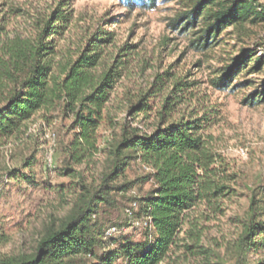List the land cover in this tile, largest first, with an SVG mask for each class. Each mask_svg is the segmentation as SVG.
I'll return each instance as SVG.
<instances>
[{
	"label": "trees",
	"instance_id": "1",
	"mask_svg": "<svg viewBox=\"0 0 264 264\" xmlns=\"http://www.w3.org/2000/svg\"><path fill=\"white\" fill-rule=\"evenodd\" d=\"M115 1L129 10H153L160 2L175 1L178 9L168 26L187 36L189 47L197 53L212 51L225 42L226 34L234 35L242 45L237 55L222 59L215 69L210 84L217 91L248 88L252 80L238 78L264 68V53L258 55L264 51L262 43L246 45L255 27L264 24L260 0ZM71 16L69 0H61L38 18L29 36L0 38V144L29 136L36 115L49 123L57 112L70 120L72 132L63 149L62 173L80 176L68 215L45 231L34 253L0 260V264H177L188 257L211 264L216 252L203 241L207 224L225 215V202L240 198L243 186L241 172L206 132L217 110L181 112L186 84L179 82L174 84L179 94L164 97L158 106L154 98L161 95L162 80L147 88H124L120 94L135 46L124 45L115 55L107 54L104 48L114 34L102 26L73 55L57 61L54 37L66 29ZM118 95L119 105H113ZM242 101L249 106L264 103V82ZM119 110L125 116L116 119ZM136 119L142 125H134ZM103 127L111 130L106 165L96 184H85L71 165L90 160L100 151ZM136 161L148 168L146 178L153 185L130 199L132 214L126 217L130 225L146 218L148 224L141 227L138 240L116 234L106 238L107 228L114 226L120 232L128 226L105 225L102 215L116 209L115 195L126 193L134 184L126 180L125 172ZM259 195L252 192L242 216H236L240 229L233 243L234 264H248L250 253H264V200ZM253 264H264V256Z\"/></svg>",
	"mask_w": 264,
	"mask_h": 264
},
{
	"label": "rangeland",
	"instance_id": "2",
	"mask_svg": "<svg viewBox=\"0 0 264 264\" xmlns=\"http://www.w3.org/2000/svg\"><path fill=\"white\" fill-rule=\"evenodd\" d=\"M59 1L0 0V38L29 36L38 18L46 15ZM260 1L264 3V0ZM69 3L71 19L66 29L54 37L57 61L73 55L84 39L102 26L114 34L112 43L104 48L107 54L115 55L124 45L135 46L126 63L127 77L118 88L120 94L124 88H147L157 79L162 80L161 95L154 98L158 106L164 97L179 94L174 88L179 82L186 84L181 93V112L217 110L206 132L225 159L241 172L242 196L225 202V215L207 224L203 241L215 249L216 256L212 257L211 264H234L233 243L240 229L235 222L236 216H242L252 192H259V197L264 200V190L260 189H264V103L249 106L242 101L262 85L264 68L258 74L238 78L252 80L248 88L217 91L210 84L215 69L222 59L237 55L242 45L234 35L226 34L225 42L212 51L197 53L189 47L187 36L176 34L168 26L178 9L175 1L160 2L153 10H129L115 0H69ZM17 9L20 12L15 14ZM258 43L264 46V24L255 27L253 39L246 41L247 46ZM262 53L264 51L259 50L258 55ZM119 97L116 96L113 105H119ZM124 116L125 113L119 110L116 119ZM153 118L154 113L149 121ZM69 123L68 118L57 112L49 123L38 114L30 122L29 136L0 144V260L32 255L45 231L57 227L68 215L80 183L78 174L66 175L61 170L66 162L64 145L72 134ZM133 124L142 125L137 119ZM99 132L100 151L90 160L71 165L81 174L85 184H96L106 165V142L111 130L103 127ZM147 174L148 169L142 163L132 162L125 175L126 180L134 184L126 193L115 195L116 209L103 213L105 225L128 224L115 237L141 238L144 225L131 221L130 225L125 210L132 197L141 196L152 188ZM22 175L30 178L25 179ZM179 255L178 252L175 257ZM263 256V252L250 253L247 263L253 264ZM177 264L205 262L201 258L188 257L180 258Z\"/></svg>",
	"mask_w": 264,
	"mask_h": 264
},
{
	"label": "built area",
	"instance_id": "3",
	"mask_svg": "<svg viewBox=\"0 0 264 264\" xmlns=\"http://www.w3.org/2000/svg\"><path fill=\"white\" fill-rule=\"evenodd\" d=\"M52 137H54V134H52ZM52 140L54 141L53 138H52ZM240 152H241L242 154H245V151H244L243 149H240ZM49 155L51 156V152H50ZM49 159H50V157H49ZM145 168L148 169L147 167H145ZM132 206H133V207H136V203H133ZM126 214H127L129 217L131 216V214H132V210H131V208L128 207V208L126 209ZM135 222H137L139 225H142V224H143V225H147V224H148L147 218H146V220H145L144 222L134 221L133 224H134ZM117 232H119L118 229H117L116 227H114V226H111V227H109V228L106 229V231H105V237L107 238V237H109V236H111V235H113V234H116Z\"/></svg>",
	"mask_w": 264,
	"mask_h": 264
}]
</instances>
